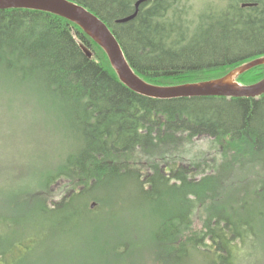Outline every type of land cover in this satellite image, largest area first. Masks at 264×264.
<instances>
[{"label": "trees", "instance_id": "16d2710c", "mask_svg": "<svg viewBox=\"0 0 264 264\" xmlns=\"http://www.w3.org/2000/svg\"><path fill=\"white\" fill-rule=\"evenodd\" d=\"M72 1L110 27L136 74L156 86L224 78L264 57V0H251L256 5L244 9L231 4L237 21L227 14L217 25L204 19L196 25L191 0L147 1L127 23L118 20L135 13L136 0ZM9 57L23 65H9ZM0 59V68H14L42 105L63 118L62 127L74 139L71 149L40 173L33 192L27 186L8 194L12 205L0 213V264H33L29 257L38 247L42 263L52 264L54 235L39 233L36 220L95 213L109 207L107 193L114 188L117 199L128 192L131 202L161 214L150 243L157 264H190L195 255L213 264H243L242 254L252 252L249 243L261 245L264 95L142 96L121 82L105 51L78 25L34 10H0ZM263 79L264 65L236 81L251 85ZM202 138L212 145L185 161L190 145ZM239 171L243 177L231 176ZM55 185L61 187L56 196ZM201 211L206 218L195 231ZM70 221L60 219L59 235ZM128 255L129 264H138L134 253Z\"/></svg>", "mask_w": 264, "mask_h": 264}, {"label": "rangeland", "instance_id": "374dc122", "mask_svg": "<svg viewBox=\"0 0 264 264\" xmlns=\"http://www.w3.org/2000/svg\"><path fill=\"white\" fill-rule=\"evenodd\" d=\"M235 1L237 0H191L192 8L189 13L194 16L196 25H201L204 20L207 24H223V16L228 13L231 14V22H236V17L230 12V5ZM8 60L9 65H23L21 60L10 57ZM13 69L0 68L1 214L12 205L8 202V194H17L27 186L26 189L33 192V185L44 168L59 161L74 144L71 132L62 127L63 118L58 116L54 109L42 105L38 94L25 86L31 84L21 82ZM211 143L209 138L195 140L185 152V161L192 162V159H197L193 157L201 156L203 150H208ZM231 176L243 177L244 173L239 171ZM60 191L59 185L52 187L55 196L59 195ZM107 194L109 207L101 210L98 209L101 207H98L96 210L99 211L95 213H80L81 216L77 214L74 218H71L70 213H66L64 217L71 221L62 235L59 233L60 219L64 218L63 216H48L36 220L41 226L39 233L54 235L50 257L52 264H129L133 258H129L128 253H134L138 264H157L156 256L150 252V243L157 230V224L161 221V214L155 215L151 208L131 202L128 192L120 199H117L120 194L116 192V188L110 189ZM205 218L204 211L196 214L193 225L195 231L200 230ZM35 219L36 217L33 218ZM261 241V245L256 244L257 240L249 243L248 249L252 252L250 256L248 252L242 254L246 257L243 264H264V238ZM121 253L126 257L119 259L118 254ZM43 255L38 247L31 252L29 259L35 261L33 264H43ZM190 264L213 263L195 255Z\"/></svg>", "mask_w": 264, "mask_h": 264}, {"label": "water", "instance_id": "95a60500", "mask_svg": "<svg viewBox=\"0 0 264 264\" xmlns=\"http://www.w3.org/2000/svg\"><path fill=\"white\" fill-rule=\"evenodd\" d=\"M150 0H138L136 11L131 16L118 20L127 23L135 19L140 6ZM26 9L50 13L78 25L107 54L112 67L122 83L132 91L145 97L174 100L186 98H260L264 95V79L251 85H242L237 77L256 67L264 65V57L257 58L234 70L224 78L173 87L156 86L146 82L131 67L122 46L110 27L94 12L72 0H0V10ZM82 49L93 58L94 52L84 44ZM92 205V207H94Z\"/></svg>", "mask_w": 264, "mask_h": 264}, {"label": "bare ground", "instance_id": "6f19581e", "mask_svg": "<svg viewBox=\"0 0 264 264\" xmlns=\"http://www.w3.org/2000/svg\"><path fill=\"white\" fill-rule=\"evenodd\" d=\"M138 0H136L137 2ZM252 1L251 0H237L235 2H232L233 4L237 5V6H240L241 8H252L254 7V3H251ZM232 12V11H231ZM229 14V13H228ZM239 99V98H238Z\"/></svg>", "mask_w": 264, "mask_h": 264}]
</instances>
